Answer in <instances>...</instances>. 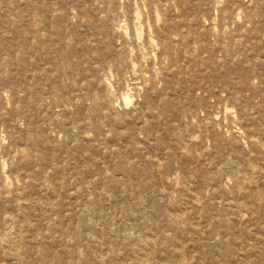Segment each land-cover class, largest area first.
Instances as JSON below:
<instances>
[{"label":"rangeland","instance_id":"obj_1","mask_svg":"<svg viewBox=\"0 0 264 264\" xmlns=\"http://www.w3.org/2000/svg\"><path fill=\"white\" fill-rule=\"evenodd\" d=\"M33 1L0 0V106L29 15L48 4L57 28L39 24L37 106L0 107V218L15 215L0 223V264H179L178 248L182 264H221L241 250L223 219L257 249L264 211L246 197H264V68L242 65L264 52V0H37L16 16Z\"/></svg>","mask_w":264,"mask_h":264},{"label":"bare ground","instance_id":"obj_2","mask_svg":"<svg viewBox=\"0 0 264 264\" xmlns=\"http://www.w3.org/2000/svg\"><path fill=\"white\" fill-rule=\"evenodd\" d=\"M35 1H37V0H35ZM35 1L18 4V6L16 7V9H17V15L16 16L23 19V17H24V6H30L33 3H36ZM43 1H45V0H43ZM63 1L64 0H59L60 3ZM72 1L74 2L75 6H76L77 4H79V3L81 4V2H84L85 0H72ZM158 1L159 0H151L149 3L151 6L155 7V6H158ZM47 6H48V4L47 5L42 4L41 7H36L33 10V13L31 15H29V18L27 19V21H28L27 27L23 28V30H22L21 39L19 38V40L17 42V50L14 54V57L12 58L13 62L10 61L8 63L9 66L13 65L12 68L16 70L17 79L14 78L15 80L13 79L6 86L7 87L6 91L9 93V98L7 100L4 97L5 101L3 104H1V106H0L1 109H5L6 104H10L12 101L14 103L17 101L27 102V103H29V106H34V105L37 106V101L39 100L40 94H41L40 93L41 91L39 89H37V85L39 84V79H41V80L45 79L44 78L45 76L43 74H42L43 76H41V77L39 75L41 73L48 72V69L45 67V65L40 62L41 58H44V59L48 58V56H47L48 55V49H45L46 44H43L42 46L38 45V38H39L38 29H39L40 22H44V24H46V27L50 32H52L54 34L57 33L56 26L53 25L50 21L47 23L46 17L43 16V14H42L43 9L48 10ZM155 8L157 9L158 7H155ZM69 9L73 10V8H69ZM156 9H155V11H156ZM68 10H67L66 16L64 17V23L66 25L70 24V22H68V19L71 20L72 17H75V15H73L72 17L69 18ZM139 13L140 12L138 11V14ZM155 15L157 16L158 14L156 13ZM134 18L136 19V14H135ZM77 21H78V23L82 22L80 17L77 18ZM83 23L88 24V21L84 20ZM120 29L122 30V36H124L125 35L124 27L120 26ZM174 41H175L174 38L171 37L167 44L168 45L174 44ZM168 45H165V48H168L169 47ZM29 48H31V49H29ZM39 48L45 49L44 52H42V53L39 52ZM94 55H97L96 51H94ZM243 55H244L243 62H245V64L242 65V70L250 71V70H252L253 65H258L259 67L264 68V58H263L264 52L258 50L256 52V56H252L251 58H248L247 54H243ZM249 64H252V65H249ZM131 67H132L131 70L134 73H135V71H137L136 73H137L138 77L142 80V82L145 83L147 81V78L145 77V75L140 70L134 69V65H131ZM76 68H78L76 63H74L73 65L70 63H67L65 65H59L56 63L53 66V70L57 74H67L68 69L70 70V72H72ZM100 79L99 80L102 82V85H103L101 90L105 91L106 94H109V91H110L109 90V87H110L109 83L107 82L105 77H101ZM93 83H95V82H92V85H93ZM133 85L135 88L136 85L135 84H133ZM120 97L123 100L124 104L128 103L129 95L126 92L120 93ZM10 98L12 99L11 102H10V100H11ZM94 101L97 104V105H95V111L99 112V117L107 118V121L109 123L113 122L114 117H112V115H108L107 111H105L104 108H102L103 106L97 102L98 98H96ZM63 110L64 111L68 110L67 105H63ZM155 113L153 111H149L148 115L155 117L156 116ZM0 114H1V112H0ZM69 123L72 125H75V121H74L73 116L69 117ZM15 138L18 140H22V136H20L19 134ZM17 150L18 149L16 148L13 151L16 152ZM41 174L46 179H49L52 176V174H48L47 172L45 173V175L43 173H41ZM15 177H18V176L15 175ZM247 186L245 187V189L247 188L246 193H248L250 191V190H248ZM252 193L253 192L250 191V194H248V196L246 198L250 201V203H252V205L257 206L259 209L262 208V210L264 211V199H263L264 197H263L262 192L258 191V192H256V194H252ZM233 199H235V197ZM8 201L10 204L9 207H11V209H13L12 208V207H14L13 198L9 197ZM234 206H235L234 210H237L238 204L235 200H234ZM14 220H15V215L12 212V210H10L9 213H5L2 215V217L0 218V223L7 222V221L14 222ZM231 222H232V220H229V219H227V220L223 219V220L219 221V223L221 225H224V227H225V231L223 232L224 235H226V237L230 241L231 240H234L236 242L238 241L237 243H238V245L241 246V248H240L241 250L236 248L235 250L234 249H232V250L228 249L227 251L225 250V252H222L221 259H220L222 261V263H223V261H230V262H234L232 264H264V239L261 236L256 237V242L260 243V246L257 249H255L254 244H253L254 241L252 239H249V238L242 239L239 237L238 231H236V230L231 231V229H230L231 228ZM219 223H218V225H219ZM252 225H253V230H254L255 234H258V235L264 234V232H263L264 231V213L263 212L261 214L253 217ZM15 237L14 236L7 237L8 243L9 244H16L15 243L16 240H14ZM250 240H252V241H250ZM175 251L176 252L174 253V255L176 257L177 262H179V264H182L184 262L183 251L181 250V248H178ZM171 257H172V255H171Z\"/></svg>","mask_w":264,"mask_h":264}]
</instances>
